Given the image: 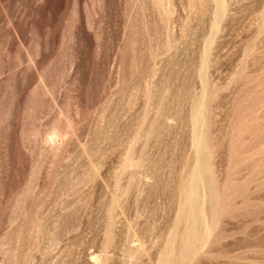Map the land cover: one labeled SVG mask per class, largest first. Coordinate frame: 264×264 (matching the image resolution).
Wrapping results in <instances>:
<instances>
[{"label": "rangeland", "instance_id": "rangeland-1", "mask_svg": "<svg viewBox=\"0 0 264 264\" xmlns=\"http://www.w3.org/2000/svg\"><path fill=\"white\" fill-rule=\"evenodd\" d=\"M0 264H264V0H0Z\"/></svg>", "mask_w": 264, "mask_h": 264}, {"label": "bare ground", "instance_id": "bare-ground-1", "mask_svg": "<svg viewBox=\"0 0 264 264\" xmlns=\"http://www.w3.org/2000/svg\"><path fill=\"white\" fill-rule=\"evenodd\" d=\"M210 207V206H209ZM185 216V215H184Z\"/></svg>", "mask_w": 264, "mask_h": 264}]
</instances>
